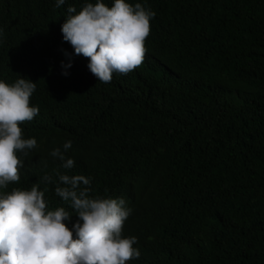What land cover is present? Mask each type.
<instances>
[{"label": "trees", "instance_id": "1", "mask_svg": "<svg viewBox=\"0 0 264 264\" xmlns=\"http://www.w3.org/2000/svg\"><path fill=\"white\" fill-rule=\"evenodd\" d=\"M87 2L0 0V79L33 80L39 107L20 125L37 145L0 193L46 189L71 227L42 178L83 174L91 196L131 208L126 264H264V0H128L155 16L141 65L109 83L62 39L68 6ZM68 140L65 170L50 152Z\"/></svg>", "mask_w": 264, "mask_h": 264}, {"label": "clouds", "instance_id": "2", "mask_svg": "<svg viewBox=\"0 0 264 264\" xmlns=\"http://www.w3.org/2000/svg\"><path fill=\"white\" fill-rule=\"evenodd\" d=\"M65 3L56 0V7ZM67 13L62 39L75 55L88 58L97 80L109 83L113 73L126 74L141 65L153 10L128 0H113L111 6L95 0L79 11L69 5ZM66 55L68 62H61L65 76L72 66L71 54ZM35 89V82L24 76L11 84L0 79V188L20 180L18 153L27 155L37 145L34 137L24 138L20 127L39 113V107L30 104ZM71 147L68 140L50 152L65 170L74 167V159L65 155ZM55 176L46 174L42 180L55 183L56 195L70 203L76 220L69 227L73 214L64 207L48 210L46 189L37 185L0 193V264H126L140 256L133 247L136 237L122 236L131 213L122 197L91 196V178L83 174L56 170Z\"/></svg>", "mask_w": 264, "mask_h": 264}]
</instances>
